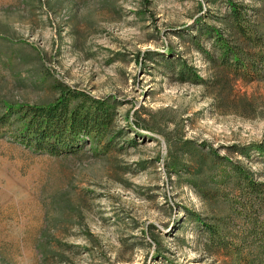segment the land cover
<instances>
[{"label": "rangeland", "instance_id": "374dc122", "mask_svg": "<svg viewBox=\"0 0 264 264\" xmlns=\"http://www.w3.org/2000/svg\"><path fill=\"white\" fill-rule=\"evenodd\" d=\"M226 10L225 0H0V108L50 103L62 82L117 113L115 147L99 156L91 140L53 157L0 134V264H232L207 225L231 243L247 237L236 192L203 197L194 173L215 152L264 181V156L234 152L264 137V77L239 80L227 106L178 69L208 77L179 35L219 26Z\"/></svg>", "mask_w": 264, "mask_h": 264}, {"label": "trees", "instance_id": "16d2710c", "mask_svg": "<svg viewBox=\"0 0 264 264\" xmlns=\"http://www.w3.org/2000/svg\"><path fill=\"white\" fill-rule=\"evenodd\" d=\"M253 1L260 5L255 14L258 16L264 12V0ZM225 3L227 10L216 17L219 26L199 22L195 32L179 35L183 45L191 43L204 55L208 77H201L183 62L178 69L182 80L203 85L213 97L231 106L239 80L249 82L264 77V18L259 21L252 13L254 9L243 2L225 0ZM161 59L170 65L175 63L164 56ZM55 89L56 98L47 104L3 105L0 134H10L13 142L53 157L83 153L87 140L95 143V156L112 151L117 134L115 103L62 82L56 83ZM250 150L264 156V137L260 142L235 146L234 152L249 156ZM214 153L209 152L198 161L199 167L194 173L202 175L199 181L203 197L215 198L221 185L233 187L236 199L231 210L250 227L247 237H238L239 242L235 244L222 235L221 225L208 224L212 242L217 241L221 248L232 250V264H264V181L257 179L243 162ZM174 162L172 166L178 163ZM207 162L211 163L207 169L210 173L203 177ZM197 220L202 219L197 217Z\"/></svg>", "mask_w": 264, "mask_h": 264}]
</instances>
